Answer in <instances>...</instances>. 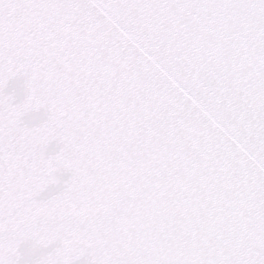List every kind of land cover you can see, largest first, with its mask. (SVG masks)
<instances>
[{"label":"snow or ice","instance_id":"1","mask_svg":"<svg viewBox=\"0 0 264 264\" xmlns=\"http://www.w3.org/2000/svg\"><path fill=\"white\" fill-rule=\"evenodd\" d=\"M0 264H264V0H0Z\"/></svg>","mask_w":264,"mask_h":264}]
</instances>
